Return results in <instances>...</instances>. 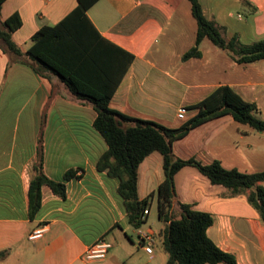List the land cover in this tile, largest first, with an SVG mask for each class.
<instances>
[{"label":"crops","instance_id":"crops-1","mask_svg":"<svg viewBox=\"0 0 264 264\" xmlns=\"http://www.w3.org/2000/svg\"><path fill=\"white\" fill-rule=\"evenodd\" d=\"M204 16L250 45L264 40V0H199ZM79 5V0H7L2 18L18 14L22 27L13 35L25 53L35 34L56 26ZM88 18L108 42L134 56L111 108L129 117L179 128L194 118L202 101L222 86L256 104L264 120V60L237 63L226 51L205 39L201 57L184 61L196 46L198 22L189 0H99ZM26 58L0 48V264H89L86 251L104 240L112 245L99 264H168L162 246L165 224L152 220L158 208L157 190L165 181L164 157L154 152L139 168V197L150 202L146 223L133 227L119 194L121 180L98 170L109 146L95 129L97 112L76 99L53 75L37 74ZM181 108L188 110L180 120ZM183 160L203 164L219 161L242 173L264 172V133L225 115L192 130L173 146ZM43 172L65 183L66 197L42 187L41 210L30 216V189L39 156ZM74 171L75 177L66 180ZM178 204L193 205L212 214L209 238L238 264H264V223L246 195L232 197L212 185L197 169L187 167L175 178ZM264 187V183H261ZM44 237L31 241L37 228ZM138 229H152L154 253L140 244Z\"/></svg>","mask_w":264,"mask_h":264},{"label":"trees","instance_id":"trees-1","mask_svg":"<svg viewBox=\"0 0 264 264\" xmlns=\"http://www.w3.org/2000/svg\"><path fill=\"white\" fill-rule=\"evenodd\" d=\"M6 1L0 0V48L11 56L26 58L40 76L58 77L76 99L95 109V129L109 146L98 162V170L121 180L119 194L125 202L129 223L135 228L146 223L144 213L149 211L154 195L140 200L139 168L147 157L159 152L164 157L165 181L156 195L158 218L165 224L161 237L163 249L169 255L168 264H238L235 255L222 251L209 238L208 230L215 225L212 214L179 203L180 213L174 216L175 178L184 168L197 169L212 185L226 188L232 197L246 195L249 205L264 223V187L261 185L264 172L247 174L226 169L219 161L206 165L196 159L183 160L175 155L173 146L192 130L225 115L264 133V120L258 117L257 105L245 101L230 87L222 86L198 104L195 108L199 113L179 128L129 117L110 105L135 58L105 40L89 20L87 13L99 0H79L78 7L58 25L41 28L25 53L13 40V35L23 25L20 16L2 18ZM189 1L198 22V32L196 46L184 56V61L201 57L200 47L205 39L229 53L239 64L264 60V40L250 45L241 43L238 36L227 40L224 29L204 16L199 0ZM242 1L246 6L251 5L249 0ZM35 172L30 189L31 218L41 210L43 186L66 197L65 183H56L44 174L41 155ZM75 176L74 171L68 172L66 180ZM6 255L0 253V260Z\"/></svg>","mask_w":264,"mask_h":264},{"label":"built area","instance_id":"built-area-1","mask_svg":"<svg viewBox=\"0 0 264 264\" xmlns=\"http://www.w3.org/2000/svg\"><path fill=\"white\" fill-rule=\"evenodd\" d=\"M188 114V110L186 108H181L178 113V118L180 120H186ZM149 215V211L146 210L144 213V218H146ZM47 232V227L43 226L40 228H37L32 232L30 235L31 241H37L44 237L45 233ZM138 238L140 241V244L143 245L146 252L148 254L154 253V244H155V232L152 229L144 230V229H138ZM112 248V245L104 240L99 241L95 245L91 246L83 256L84 260L88 262L89 264H99L103 261H105L108 257V254Z\"/></svg>","mask_w":264,"mask_h":264},{"label":"rangeland","instance_id":"rangeland-1","mask_svg":"<svg viewBox=\"0 0 264 264\" xmlns=\"http://www.w3.org/2000/svg\"><path fill=\"white\" fill-rule=\"evenodd\" d=\"M174 216L175 217H178V213L177 212H175L174 213ZM152 220L153 221H156L157 223H159V218H158V208H157V206H153V209H152Z\"/></svg>","mask_w":264,"mask_h":264}]
</instances>
